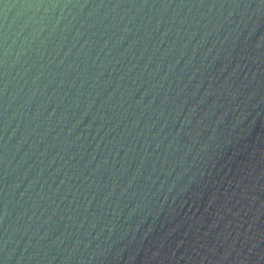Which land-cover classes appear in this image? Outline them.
Listing matches in <instances>:
<instances>
[{
	"label": "water",
	"instance_id": "water-1",
	"mask_svg": "<svg viewBox=\"0 0 264 264\" xmlns=\"http://www.w3.org/2000/svg\"><path fill=\"white\" fill-rule=\"evenodd\" d=\"M0 264H264V0H0Z\"/></svg>",
	"mask_w": 264,
	"mask_h": 264
}]
</instances>
